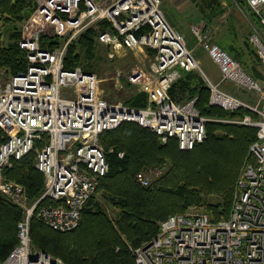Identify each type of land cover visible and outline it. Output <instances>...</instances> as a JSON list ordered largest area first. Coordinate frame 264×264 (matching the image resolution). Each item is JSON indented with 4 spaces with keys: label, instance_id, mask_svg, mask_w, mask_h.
<instances>
[{
    "label": "built area",
    "instance_id": "obj_1",
    "mask_svg": "<svg viewBox=\"0 0 264 264\" xmlns=\"http://www.w3.org/2000/svg\"><path fill=\"white\" fill-rule=\"evenodd\" d=\"M246 1L260 19L250 42L264 62V0ZM102 21L111 27L99 33V40L112 56L122 49L153 51L149 66L129 75L148 93L145 107L110 101L100 94L95 72L65 67L70 44ZM22 30L20 45L28 52V67L0 87V127L8 135L0 147V192L24 209V217L18 223L19 243L1 264H65L33 246L32 217L37 214L61 231L80 225L87 201L110 169L100 136L123 122L149 128L164 142L176 137L184 150L204 141L208 118L197 109L196 99L177 102L169 92L183 70H203L185 36L169 22L161 0H37ZM197 34L219 65L223 81L264 98V86L240 61L200 30ZM44 35L60 43L43 46ZM206 81L213 105L258 113L257 118L248 114L234 121L258 128L251 145L255 161L246 165L238 180L229 217L214 221L206 212L169 216L151 241L134 249L138 264H264V105L251 104L208 77ZM43 133L49 135V142L37 150L36 166L45 175V188L41 198L30 204L25 187L7 179L4 170L13 158L28 154ZM154 172L140 173L139 182L149 185ZM46 198L57 204L38 209Z\"/></svg>",
    "mask_w": 264,
    "mask_h": 264
},
{
    "label": "trees",
    "instance_id": "obj_2",
    "mask_svg": "<svg viewBox=\"0 0 264 264\" xmlns=\"http://www.w3.org/2000/svg\"><path fill=\"white\" fill-rule=\"evenodd\" d=\"M36 6L37 0H0V69L11 75L28 67V52L20 45L22 24ZM250 15L254 24L259 25L260 19L251 8ZM110 27L108 21H102L97 29L89 28L82 33L70 44L65 67L73 69L86 59L94 60L99 33ZM59 43L58 38L42 37L43 46L55 47ZM221 46L254 78H264V62L250 41L247 47L252 65ZM169 92L177 102L196 99L197 109L208 118L206 139L193 149L184 150L180 148L178 138L170 137L164 142L159 134L136 122H123L105 130L100 143L110 169L100 178L95 194L87 201L80 225L73 230L61 231L35 214L31 219L30 234L36 249L62 258L65 264H138L134 248L151 241L160 230V222L169 216L185 214L197 207L214 221L229 217L238 180L245 166L255 161L251 145L258 132L255 126L234 121L248 114L257 118L258 113L247 108L227 110L213 105L210 87L198 70H183ZM125 103L145 107L148 93L139 91ZM7 137L0 127V147ZM48 142L49 135L43 133L28 154L20 159L13 158L4 170L7 179L25 187L30 204L38 201L44 192L45 175L37 168L36 161L37 150ZM152 169H160V173L149 185L137 181L139 173ZM55 204L57 202L51 199H42L38 209ZM107 204L117 211L115 217L108 212ZM23 217L24 209L0 192V264L19 243L18 223Z\"/></svg>",
    "mask_w": 264,
    "mask_h": 264
},
{
    "label": "crops",
    "instance_id": "obj_3",
    "mask_svg": "<svg viewBox=\"0 0 264 264\" xmlns=\"http://www.w3.org/2000/svg\"><path fill=\"white\" fill-rule=\"evenodd\" d=\"M164 4H167L169 8L168 15L163 8ZM161 5L169 22L175 28L177 27L176 29L179 30L185 37L188 34L187 29H189V27L192 28L194 25L196 26V24H198L197 21H199V24L202 25L203 31L209 34L213 42L219 43L220 45L225 46L227 49L232 50L237 55H239V57L243 59L245 63H248V65L251 64V53L250 49L247 47V44L255 24L253 22L254 20L252 19V16L250 15V7L248 6L247 1L161 0ZM193 5L198 7L196 8L197 11L194 7H192ZM189 43L194 46L193 40H189L188 45ZM189 47L191 48L190 45ZM148 51L149 53L153 54L151 49H147L145 53L147 54V57ZM205 52L196 54L200 62L205 65L204 70L207 74L202 69L203 74L207 75V77L213 80L215 83L220 84V86L226 91L241 97V95H243V88L237 84L235 85V82L233 81H223L222 72L219 65L213 61L207 52L205 54ZM255 94L256 93L253 92L254 97L257 96ZM256 101L257 98L254 99L253 103H256Z\"/></svg>",
    "mask_w": 264,
    "mask_h": 264
},
{
    "label": "rangeland",
    "instance_id": "obj_4",
    "mask_svg": "<svg viewBox=\"0 0 264 264\" xmlns=\"http://www.w3.org/2000/svg\"><path fill=\"white\" fill-rule=\"evenodd\" d=\"M102 1L107 3V2H110L111 0H102ZM192 7H194L195 10H196V8H198L197 6L195 7L194 5ZM163 8L168 15L169 8H168L167 4H164ZM176 14H177V12H176ZM197 23L198 24H196V26L194 25L192 28L189 27V29H187V33H188L187 35L188 36L186 35V37H185V38H187L188 42H189V40H191V41L193 40L194 46H192L190 43H189V45L191 46L196 57H197L196 54H198V53L201 54V53H204L206 51L205 48H203V46H202V41L198 37L197 31L200 30L203 33V35H207L211 39L209 34H207L205 31H203L202 25L199 24V21H197ZM90 28H96L97 29L98 26L97 27H90ZM2 31H4V30L2 29ZM6 41H7V38L5 36L4 42L6 43ZM249 41H250V36H249ZM146 51L147 50H145L142 53V52H135V51H131V50L122 49L115 56H112V52H111L110 48L99 40L98 46H97L96 58L92 61L87 60V59L84 60L81 64V66L83 68H86L88 70L95 72L100 77V94L103 97H105L106 99H108L110 101H124L125 102L133 94H135L139 91H143L140 85L134 84L133 82H131L129 80V75L134 70L145 69V67L149 65L153 54L149 53V51H148V57H147V54H145ZM206 52H205V54H206ZM199 62H200V60H199ZM252 64H250V65H252ZM200 65H201L202 69L204 70L205 65H203L202 62H200ZM251 69H253L252 66H251ZM204 72H205V70H204ZM200 73L206 79L207 75L205 77V75L203 74L202 71ZM253 73L256 76V69L253 70ZM10 76H12V75L3 69L2 70L0 69V87L4 86V84L7 82V80L9 79ZM259 79H260L259 80L260 83H262V85L264 86V78L262 77ZM241 88H243V87H241ZM242 92H243V95H241V98L244 99L245 101H247L251 104L259 105V106H260V104L264 105V98L260 97L259 94L256 93L255 95H257V96L254 97L253 92L250 91L249 89H246V88H243ZM256 98H257L256 103H253L254 99H256ZM152 170L155 171L153 174V177L156 178L155 176L160 173V169H157V170L152 169ZM148 171L151 172V170H148ZM148 171L142 172V173L147 174ZM161 172H163V171H161ZM154 178L152 179V181L154 180ZM137 181L139 182L138 176H137ZM106 206H107L106 208H107L108 212L110 213V215L112 217H115L117 215V211L115 209H113L112 206H110L109 204H107ZM189 212H203V211L200 208L193 207L189 210Z\"/></svg>",
    "mask_w": 264,
    "mask_h": 264
}]
</instances>
